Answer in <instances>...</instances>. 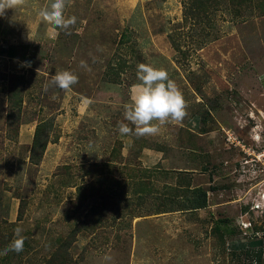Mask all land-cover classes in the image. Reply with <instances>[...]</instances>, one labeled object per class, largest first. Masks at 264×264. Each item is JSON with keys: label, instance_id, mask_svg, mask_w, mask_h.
Masks as SVG:
<instances>
[{"label": "rangeland", "instance_id": "1", "mask_svg": "<svg viewBox=\"0 0 264 264\" xmlns=\"http://www.w3.org/2000/svg\"><path fill=\"white\" fill-rule=\"evenodd\" d=\"M51 2L0 16V264H264V165L245 162L264 151V0L198 17L189 0H67L76 23L56 36L39 16ZM140 63L167 71L187 115L122 135ZM62 70L79 77L69 90L51 83ZM145 169L158 189L177 173L206 189V206L147 214L152 199L136 203L129 181ZM16 227L23 250L5 254Z\"/></svg>", "mask_w": 264, "mask_h": 264}, {"label": "clouds", "instance_id": "2", "mask_svg": "<svg viewBox=\"0 0 264 264\" xmlns=\"http://www.w3.org/2000/svg\"><path fill=\"white\" fill-rule=\"evenodd\" d=\"M25 3L26 0H0V16L4 15L5 9H16ZM66 3L67 0H52L50 6L39 11L42 20L54 26L53 36L58 35L57 28L68 30L76 23L75 16L65 17ZM29 39H32L30 33ZM22 66L31 67V62H24ZM81 66L86 67V62L82 61ZM137 79L139 83L133 85L130 102L124 105V120L128 123L119 122L120 134H135L137 137L156 135L160 126L183 121L187 115V102L166 70L157 68L152 63H140L137 66ZM78 80L79 77L69 70L58 71L51 77V83L62 90H69ZM47 87L45 85V90ZM129 124L135 126L134 130ZM21 232V227L14 229V239L5 249V254L8 251L19 253L23 250L25 237Z\"/></svg>", "mask_w": 264, "mask_h": 264}, {"label": "trees", "instance_id": "3", "mask_svg": "<svg viewBox=\"0 0 264 264\" xmlns=\"http://www.w3.org/2000/svg\"><path fill=\"white\" fill-rule=\"evenodd\" d=\"M247 0H189V6L187 7L190 15L194 17L200 16L202 13L207 14V11L212 7L214 10H226L230 12V10H234V13L239 14L242 11V6L246 3ZM213 3V4H212ZM201 39V38H200ZM199 39V40H200ZM22 86L19 84L11 85L8 88L7 94V106H8V117H14L16 112L19 111L21 105V92ZM46 143V134L44 133V126L42 123H37L34 129L31 151H34L38 148L39 152H42ZM38 152V153H39ZM33 154V153H32ZM34 156V155H33ZM152 172H160V168L158 166L152 167ZM151 170H143L142 175L145 176H136L129 178L132 186L136 185L134 189V196L136 197L139 205L144 203L147 198H151V204L149 205L147 214H157V213H166L175 210L188 211L193 212L199 208H203L207 203V190L203 188H191L190 182L186 181L177 173L175 183L165 184L158 189L153 182L149 180ZM179 175V177H178ZM148 179V180H147ZM181 179V180H180ZM118 183V182H117ZM177 188H183L179 191ZM93 190V189H92ZM91 190V191H92ZM93 192H90V195H93ZM95 194V193H94ZM110 198V197H109ZM126 201L127 206L131 205L132 198H123ZM102 207L108 205L107 200H102ZM130 207V206H129ZM133 216H138V214L134 211L130 214ZM146 215V214H145ZM222 240V238H220ZM223 243V242H222ZM62 256V254H60ZM251 256L256 257L259 260L260 250L254 251ZM55 259V258H54ZM52 259V262L53 260ZM51 262L49 261V264ZM58 264H65L64 258L60 257Z\"/></svg>", "mask_w": 264, "mask_h": 264}, {"label": "built area", "instance_id": "4", "mask_svg": "<svg viewBox=\"0 0 264 264\" xmlns=\"http://www.w3.org/2000/svg\"><path fill=\"white\" fill-rule=\"evenodd\" d=\"M248 161L251 163L253 162L254 164L257 162H261L263 166L264 165V151L258 152V154L255 155V158H251L249 160H246L245 162L247 163ZM260 170L262 171L263 169H260ZM263 197H264V193H263Z\"/></svg>", "mask_w": 264, "mask_h": 264}, {"label": "crops", "instance_id": "5", "mask_svg": "<svg viewBox=\"0 0 264 264\" xmlns=\"http://www.w3.org/2000/svg\"><path fill=\"white\" fill-rule=\"evenodd\" d=\"M132 92H133V85H131V86L129 87V91H128V97H129V100H130V97H131Z\"/></svg>", "mask_w": 264, "mask_h": 264}, {"label": "bare ground", "instance_id": "6", "mask_svg": "<svg viewBox=\"0 0 264 264\" xmlns=\"http://www.w3.org/2000/svg\"><path fill=\"white\" fill-rule=\"evenodd\" d=\"M263 191H264V190H263ZM263 191H262V192H263Z\"/></svg>", "mask_w": 264, "mask_h": 264}]
</instances>
